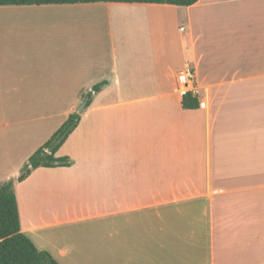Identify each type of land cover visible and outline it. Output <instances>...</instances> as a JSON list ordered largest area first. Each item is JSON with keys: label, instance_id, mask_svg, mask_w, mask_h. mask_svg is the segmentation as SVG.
Returning <instances> with one entry per match:
<instances>
[{"label": "crops", "instance_id": "1", "mask_svg": "<svg viewBox=\"0 0 264 264\" xmlns=\"http://www.w3.org/2000/svg\"><path fill=\"white\" fill-rule=\"evenodd\" d=\"M228 5L259 12L242 28L240 17L214 16ZM32 6L175 16L162 22L167 36L125 38L109 20L101 41L33 38L30 52H17L25 42L4 50L2 33L0 182L107 82L56 152L71 165L38 167L16 183L21 231L59 264H264V0L0 7ZM183 13L186 33L176 26ZM186 65L203 108L182 107L177 73ZM88 233L98 242L85 255Z\"/></svg>", "mask_w": 264, "mask_h": 264}, {"label": "rangeland", "instance_id": "2", "mask_svg": "<svg viewBox=\"0 0 264 264\" xmlns=\"http://www.w3.org/2000/svg\"><path fill=\"white\" fill-rule=\"evenodd\" d=\"M239 4V3H238ZM240 6V5H239ZM57 7V6H52ZM71 8L66 6V8H47L41 10H33L28 8L21 12H5L4 7H0V26H3L0 29V38L2 33L5 35L3 38L4 50H6L5 45L13 46L17 42H25L24 47L22 44L16 47L17 52L22 51H32L33 50V38L37 41H55L57 39H63L70 36L79 35L80 37L93 38L95 40H102L108 32V21L111 20V24L115 27L122 28L121 34L125 38H131L133 36H139L144 34L149 35H158L164 30L165 35H171V29L168 25H162V22L170 21L174 19V12L170 11H116L113 10L108 12L106 9L101 8L100 10H92L91 8ZM248 6L246 7V9ZM245 8L241 7L240 9L236 7V10L232 9L231 5L226 6V8H221L217 12L220 14H215L217 18H222L225 22L230 19V22L233 20L235 22L236 17H240V25L244 26V16L252 15L251 13L255 12L258 14L259 9L257 8ZM244 10V11H242ZM234 11V12H233ZM264 18V11L261 15ZM249 18V17H248ZM232 22V23H233ZM264 23V19L262 24ZM168 24V23H167ZM177 28L181 25L185 29V33L189 31V25L186 22L185 13L179 17V21L176 23ZM127 26V28H126ZM160 26V33H159ZM264 26V25H263ZM148 28V29H146ZM243 28V27H242ZM239 29V28H238ZM244 30V29H243ZM264 34V29H262ZM261 30V31H262ZM240 34L243 35L240 30ZM241 36V35H239ZM264 37V36H262ZM103 51L102 47H100ZM12 53V52H11ZM19 75L18 73H12L10 77V83L19 84L17 82ZM22 93L29 92L27 90H20ZM87 92V91H86ZM85 92V93H86ZM80 106V105H79ZM76 108V110L79 108ZM30 109H33V105L29 106ZM75 110V112H76ZM23 167V165H22ZM21 167V169H22ZM20 169V170H21ZM84 241H80L83 245L84 243V254L87 255L89 249L94 250L98 239L92 238V234L88 233L86 237L83 238ZM108 241V240H107ZM105 243V242H104ZM83 248V247H82ZM88 262H76L68 261V263L63 264H94L93 260L88 259Z\"/></svg>", "mask_w": 264, "mask_h": 264}, {"label": "trees", "instance_id": "3", "mask_svg": "<svg viewBox=\"0 0 264 264\" xmlns=\"http://www.w3.org/2000/svg\"><path fill=\"white\" fill-rule=\"evenodd\" d=\"M198 0H0V6L29 5H74L89 3H146L167 4L174 6H190ZM107 82L94 84L83 95L86 105ZM182 107L192 109L198 107V98L190 93L182 96ZM80 114L72 112L61 126L45 141L28 160L16 177L0 182V264H59L47 251L39 250L21 231V222L15 193L17 182L24 180L32 170L38 167H68L72 161L66 156H56V152L76 128Z\"/></svg>", "mask_w": 264, "mask_h": 264}, {"label": "built area", "instance_id": "4", "mask_svg": "<svg viewBox=\"0 0 264 264\" xmlns=\"http://www.w3.org/2000/svg\"><path fill=\"white\" fill-rule=\"evenodd\" d=\"M177 85L182 96L190 93L193 97L198 98V90L195 86V72L189 65H186L177 73ZM198 106L205 107V102L199 101Z\"/></svg>", "mask_w": 264, "mask_h": 264}, {"label": "water", "instance_id": "5", "mask_svg": "<svg viewBox=\"0 0 264 264\" xmlns=\"http://www.w3.org/2000/svg\"><path fill=\"white\" fill-rule=\"evenodd\" d=\"M85 105H86V100L82 101L79 108L76 110V113H80L84 109Z\"/></svg>", "mask_w": 264, "mask_h": 264}]
</instances>
